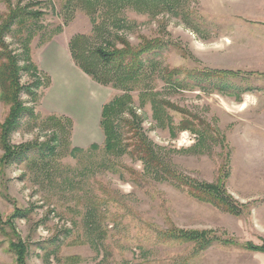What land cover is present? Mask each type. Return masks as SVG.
Masks as SVG:
<instances>
[{
    "label": "rangeland",
    "instance_id": "1",
    "mask_svg": "<svg viewBox=\"0 0 264 264\" xmlns=\"http://www.w3.org/2000/svg\"><path fill=\"white\" fill-rule=\"evenodd\" d=\"M16 7L37 16L14 24L4 41L21 66H33L20 83L39 85L20 94L32 114L7 142L54 151L7 161L0 149V264H264V251L248 247L264 241V0H0V24ZM75 35L90 50L157 47L141 54L132 77L101 84L70 57L81 77L57 74L53 84L58 49L71 56ZM215 70L234 74L204 77ZM63 80L74 97L56 105H73L82 119L92 102L97 108L83 146L74 140L81 126L53 107ZM123 95L159 157L181 176L223 184L237 214L155 179L128 153L105 151L102 106ZM8 110L0 98V122ZM52 115L71 121L61 118V129ZM113 118L129 139L136 121L126 108ZM180 230L212 242L167 237Z\"/></svg>",
    "mask_w": 264,
    "mask_h": 264
},
{
    "label": "trees",
    "instance_id": "2",
    "mask_svg": "<svg viewBox=\"0 0 264 264\" xmlns=\"http://www.w3.org/2000/svg\"><path fill=\"white\" fill-rule=\"evenodd\" d=\"M125 1L127 0H106L107 3H124ZM143 1L156 3L158 0ZM36 16V12H28L20 7L10 8L0 24V98L4 103L9 105V110L4 120L0 122V149L3 150L4 158L7 161L18 160L20 156H25L26 152H40L41 156H45L47 155V153H44L45 150H48L50 154L54 151V147L44 144L12 147L7 142L9 133L18 126L20 117L25 113L32 114L19 100L20 94L25 92L28 95H33V88L38 87L39 81H34L29 85L20 83L21 71L33 66L32 64L29 65V63L21 66L18 56L5 43L4 37L10 32L14 24L21 26L25 23V20ZM94 28L98 31L100 26L95 25ZM87 40L88 38L85 35L73 36L69 41V51L76 66L93 80L101 84H106L108 78H117L119 80L124 74L128 77L134 76L141 66V59L139 58L141 54L150 48L157 47L156 44H150L133 50L127 43H124L122 48H117L106 43L105 46H98L90 50L86 49ZM111 67L114 68V71L109 76ZM216 73L220 74V76L234 74L228 70H215L209 73L206 72L204 77H211ZM129 99L130 97L128 95L117 96L102 106L99 124L104 133L105 151L113 154L118 152L128 153L132 157L142 161L145 172L155 179L167 180L178 185L186 186L190 189L191 194L200 200H205L228 212L237 214L239 212L238 205L229 194L225 193L223 184L198 182L181 176L171 168L170 164H167L159 157L151 142L141 132L140 124L137 122V116L130 108ZM125 108L131 115V122L136 121L135 124L129 123L127 131H132L129 139H123L120 123L115 124L113 118L116 117L118 110ZM47 118L48 120H53L52 123L61 129L64 126L61 118H65L68 122L71 121L69 118L63 116L59 118L52 115ZM91 147L95 148L96 146L92 145ZM167 237H177L186 241L193 240L198 242L201 248L212 242V239L205 238L204 233L198 234L192 231L186 232L180 230L178 234L169 232ZM248 247L264 251V241L260 245L250 244Z\"/></svg>",
    "mask_w": 264,
    "mask_h": 264
},
{
    "label": "crops",
    "instance_id": "3",
    "mask_svg": "<svg viewBox=\"0 0 264 264\" xmlns=\"http://www.w3.org/2000/svg\"><path fill=\"white\" fill-rule=\"evenodd\" d=\"M53 50L57 51V48L53 47ZM58 56L60 59L57 60L55 66L53 68V71H54L53 77L51 75L53 84H54V79L55 80L57 79V74L62 75V77H64V80L70 79V81H72L74 79L73 74H75L78 77H81V75H79L77 69H75L73 63L71 62V58H70L71 56L68 55L67 52L58 49ZM64 80L62 81L61 85L57 88V91H56L57 96H55L56 97L55 101H57V102L54 104L53 107L56 109L63 110V112H65L69 117H72L76 127L78 125H79V127L81 126V130L83 132H82L81 136L75 134L74 140L77 144L76 146H83L84 145L83 142H86L90 137V133L92 131H94L92 125L94 124L95 120L97 119L96 118L97 117V108H96L95 104L92 102V104H93L92 115L89 113V111L87 109L86 110L87 118L82 119L81 115L77 112V110H75V107L73 105H72V107H68L65 103L63 105H59V106L56 105L57 103L60 104V102H59L60 97L63 95H67L68 99L74 97L73 83H70L69 81H64ZM94 116H95V119H93ZM88 118H89V120H88Z\"/></svg>",
    "mask_w": 264,
    "mask_h": 264
},
{
    "label": "bare ground",
    "instance_id": "4",
    "mask_svg": "<svg viewBox=\"0 0 264 264\" xmlns=\"http://www.w3.org/2000/svg\"><path fill=\"white\" fill-rule=\"evenodd\" d=\"M244 105H245V104H244V103H242V104H241V108H242V107H244Z\"/></svg>",
    "mask_w": 264,
    "mask_h": 264
}]
</instances>
